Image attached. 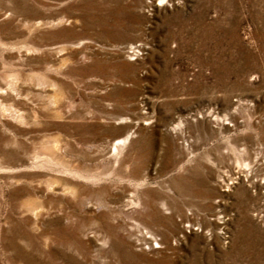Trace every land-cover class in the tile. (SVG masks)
<instances>
[{"label": "rangeland", "instance_id": "obj_1", "mask_svg": "<svg viewBox=\"0 0 264 264\" xmlns=\"http://www.w3.org/2000/svg\"><path fill=\"white\" fill-rule=\"evenodd\" d=\"M0 264H264V0H0Z\"/></svg>", "mask_w": 264, "mask_h": 264}, {"label": "bare ground", "instance_id": "obj_2", "mask_svg": "<svg viewBox=\"0 0 264 264\" xmlns=\"http://www.w3.org/2000/svg\"><path fill=\"white\" fill-rule=\"evenodd\" d=\"M123 140H125V139H122V141H120L119 143L124 142ZM116 146H117V145H115L114 148H116ZM119 146H120V145H119ZM119 146H118V147H119ZM118 147H117V148H118ZM115 151H116V150H115ZM134 202H135V204H138V203H139V199H138V197L134 199ZM131 203H132V202H131Z\"/></svg>", "mask_w": 264, "mask_h": 264}]
</instances>
